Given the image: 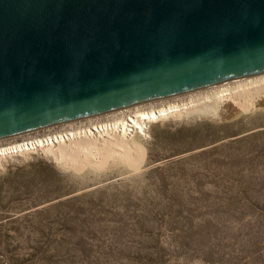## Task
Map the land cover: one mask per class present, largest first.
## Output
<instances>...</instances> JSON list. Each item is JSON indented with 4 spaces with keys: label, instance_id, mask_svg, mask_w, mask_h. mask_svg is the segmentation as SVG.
I'll list each match as a JSON object with an SVG mask.
<instances>
[{
    "label": "rangeland",
    "instance_id": "rangeland-1",
    "mask_svg": "<svg viewBox=\"0 0 264 264\" xmlns=\"http://www.w3.org/2000/svg\"><path fill=\"white\" fill-rule=\"evenodd\" d=\"M260 77L51 126L0 147L127 122ZM234 97L217 113L152 121L127 136L128 149L100 132L89 135L96 148L75 159L59 160L47 146L0 157V264H264V94L247 111Z\"/></svg>",
    "mask_w": 264,
    "mask_h": 264
},
{
    "label": "water",
    "instance_id": "water-1",
    "mask_svg": "<svg viewBox=\"0 0 264 264\" xmlns=\"http://www.w3.org/2000/svg\"><path fill=\"white\" fill-rule=\"evenodd\" d=\"M264 73V0H0V140Z\"/></svg>",
    "mask_w": 264,
    "mask_h": 264
},
{
    "label": "bare ground",
    "instance_id": "bare-ground-1",
    "mask_svg": "<svg viewBox=\"0 0 264 264\" xmlns=\"http://www.w3.org/2000/svg\"><path fill=\"white\" fill-rule=\"evenodd\" d=\"M264 94V77L257 80H251L248 83L240 84L234 89H223L215 93L213 96H205L203 99L191 100L188 103L174 104L167 107L139 113L136 116L117 124H102L87 129V131H71L67 136L47 137L45 139L29 140L15 145L0 147V157L14 152L28 151L33 147L47 146V151L60 159H75L79 152H89L96 148L97 141L89 135L95 133H114L115 138H111L118 146L128 149L127 136L133 134L136 130L144 132L148 128V124L171 114H187L194 113L209 114L217 113L219 105L227 99H234V96H242L245 100L238 101V106L246 111L253 107L254 100ZM237 101V100H236ZM250 110V109H249ZM99 126V127H98ZM101 128V129H100ZM88 133V136L86 135ZM102 134V133H101ZM114 135L112 137H114ZM129 137V136H128ZM110 140V142L112 141ZM55 144V145H53ZM114 144V145H115ZM116 147V146H115ZM120 147V148H121ZM45 149V148H44ZM90 157V156H89Z\"/></svg>",
    "mask_w": 264,
    "mask_h": 264
},
{
    "label": "built area",
    "instance_id": "built-area-1",
    "mask_svg": "<svg viewBox=\"0 0 264 264\" xmlns=\"http://www.w3.org/2000/svg\"><path fill=\"white\" fill-rule=\"evenodd\" d=\"M146 130H147V129H146ZM136 131H137V130H136ZM136 131H135V132H136ZM70 132H71V131H63L62 133H59V134L53 135V137H55V136H60V135L67 136L68 134H70ZM135 132H133V134H134ZM133 134H131V135H133Z\"/></svg>",
    "mask_w": 264,
    "mask_h": 264
}]
</instances>
